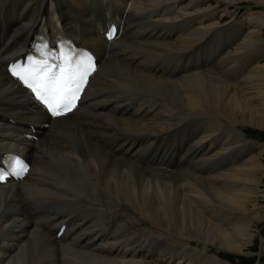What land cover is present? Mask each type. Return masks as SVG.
<instances>
[{
  "label": "bare ground",
  "instance_id": "1",
  "mask_svg": "<svg viewBox=\"0 0 264 264\" xmlns=\"http://www.w3.org/2000/svg\"><path fill=\"white\" fill-rule=\"evenodd\" d=\"M50 1L0 0V34L14 40L31 31V19L47 12ZM66 3L82 10L93 0ZM100 4L105 14L114 10L111 0ZM231 8L249 9L223 25L234 15ZM130 9L121 47L116 56L101 52L89 110H77V121L57 119L34 142L20 137L21 127L0 120L1 152H17L32 166L31 176L0 191V264H63V257L74 263L85 256L83 264H231L221 253L246 255L257 242L264 222V149L243 134L264 131V0H131ZM219 33L216 42L234 45L218 75L158 76L156 63L175 60ZM241 66L246 72L230 82ZM28 98L0 65V112L33 119ZM188 125L195 126L192 134L201 131L211 153L190 162L189 172L149 170L134 137L148 139L149 149ZM233 151L245 155L243 164ZM221 160L230 166L202 172ZM30 198L76 208L83 203L95 224L109 231L92 232L85 222L83 236L91 242L77 254L34 226Z\"/></svg>",
  "mask_w": 264,
  "mask_h": 264
},
{
  "label": "snow or ice",
  "instance_id": "2",
  "mask_svg": "<svg viewBox=\"0 0 264 264\" xmlns=\"http://www.w3.org/2000/svg\"><path fill=\"white\" fill-rule=\"evenodd\" d=\"M36 53L28 56L24 64L12 65L11 75L22 82L53 117L71 112L95 70L92 57L67 45L56 50L47 45L37 46ZM27 169L28 165L21 159L10 158L5 167H0V183L9 177L22 178Z\"/></svg>",
  "mask_w": 264,
  "mask_h": 264
},
{
  "label": "rangeland",
  "instance_id": "3",
  "mask_svg": "<svg viewBox=\"0 0 264 264\" xmlns=\"http://www.w3.org/2000/svg\"><path fill=\"white\" fill-rule=\"evenodd\" d=\"M57 1H61L62 2V0H57ZM63 2H65L64 4H66V1L65 0H63ZM64 4H63V7H64ZM112 5H114L113 2H112ZM100 8H101V4H100ZM239 8H241V7H239ZM239 8H231L230 9V13H233L234 15L232 17L231 16H229V17L226 16L225 17V20L223 21V25L224 24H227L228 22H231L234 19L240 18V16L245 12V10L249 9V8H246L245 10H243V9H239ZM101 10L103 11L102 8H101ZM81 11H82V13H84V10L83 9ZM103 13H104V11H103ZM83 16H86V14H84ZM90 16H98L99 17L100 15L99 14L97 15L95 13H92ZM262 30H264V28ZM261 38L264 40L263 37H261ZM263 61H264V59L261 61V63H264ZM113 62H116V61H113ZM249 64L247 65V67L249 66ZM247 67L246 66H241L239 68L241 70L236 69L235 71H232L231 72V76H230V78L232 77L231 80L234 79V78H240L242 76V74L244 72H246ZM243 68L245 69V71L243 70ZM242 70H243V72H241ZM236 71H237V73H236ZM238 71H240V72H238ZM213 73L216 76V75H218L219 71H215ZM244 130L247 131V129H244ZM243 138H245L249 142H253V143L257 144V145L259 144L260 146H263V149H264V131H259V130H256V129L255 130L254 129H248V131L246 132V134H243ZM123 142H124V139H120L118 141V143H117L116 146H120L121 145L120 143L123 144ZM233 155H234V157L237 160H240L241 163L243 164V161H244V158H245V155L244 154L240 153L239 151H233ZM197 161H198V159L195 160V158H194L190 162L192 164H195L194 162H197ZM225 164H226V162H225ZM40 172H42V171H40ZM261 207L264 209V204L261 205ZM261 233H264V222L262 223L260 229L258 230V235H256V239H257V242H258V243L257 242L256 243L258 245L256 243H252V245H250L252 248H251L250 251H246V253H247L246 255H242V256L238 255V256H235V255L229 254V253H221L222 254V258L223 259H226L228 261L231 260L232 261V262L230 261L231 264H264V251H263L264 250V242H263V238L261 236ZM197 247L201 248V246H197ZM200 250L202 251V249H200ZM215 252L216 251L214 250V251L210 252L209 255H211V256L216 255ZM77 254H78V252H77ZM87 257L88 256L80 257L79 260L81 261L82 259H85ZM62 260H63V264H72V263H70L72 261L66 262V259L64 257H63ZM85 261L87 262L88 260H85ZM47 264H56V260H50Z\"/></svg>",
  "mask_w": 264,
  "mask_h": 264
},
{
  "label": "trees",
  "instance_id": "4",
  "mask_svg": "<svg viewBox=\"0 0 264 264\" xmlns=\"http://www.w3.org/2000/svg\"><path fill=\"white\" fill-rule=\"evenodd\" d=\"M98 78H97V83H98ZM98 84L101 85V86H105V84L103 83V81L100 78H99V83Z\"/></svg>",
  "mask_w": 264,
  "mask_h": 264
}]
</instances>
